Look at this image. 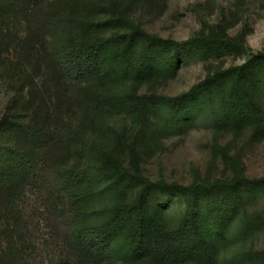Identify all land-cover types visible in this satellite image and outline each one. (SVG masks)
Segmentation results:
<instances>
[{"label":"trees","instance_id":"trees-1","mask_svg":"<svg viewBox=\"0 0 264 264\" xmlns=\"http://www.w3.org/2000/svg\"><path fill=\"white\" fill-rule=\"evenodd\" d=\"M165 1L0 0V67L7 57L28 92L0 121V264H264V212L248 211L264 177L239 157L224 151L231 177L191 184L144 171L164 138L199 124L264 140V52L245 34L176 40L134 17ZM240 50L244 65L158 93L193 59Z\"/></svg>","mask_w":264,"mask_h":264},{"label":"rangeland","instance_id":"rangeland-1","mask_svg":"<svg viewBox=\"0 0 264 264\" xmlns=\"http://www.w3.org/2000/svg\"><path fill=\"white\" fill-rule=\"evenodd\" d=\"M134 17L148 31L176 40H187L199 31L211 28L217 32L226 30L231 37L245 34L247 47L254 52H264V0H166L165 4L138 6L134 10ZM16 31L21 33L24 28L18 27ZM9 55L15 57L17 51L11 48ZM249 56V52L240 50L211 60L197 57L181 68L173 80L156 88L159 94L178 96L204 80L209 72L220 67L244 65ZM5 57L6 53L3 54V58ZM5 61L7 62V57L2 60L3 66L0 67V121L9 114L10 107L15 102H24L28 95L27 90H23L21 78L6 69ZM149 91L148 86L143 89L144 93ZM225 150L228 151L227 156L240 158L249 177H264V140L252 142L249 133L235 136L226 132L217 135L213 129L202 124L183 135L164 138L161 145L148 154L143 164L144 171L154 180L165 179L184 184H191L196 180L228 178L233 175V170L225 157ZM31 202L25 201L20 208L27 219L34 213ZM248 211L250 214L264 212V196ZM36 221L37 218L34 224ZM2 230L4 229H0V254L8 242V237L2 234ZM254 244L256 248H263L264 234ZM39 262L40 259L36 264Z\"/></svg>","mask_w":264,"mask_h":264}]
</instances>
